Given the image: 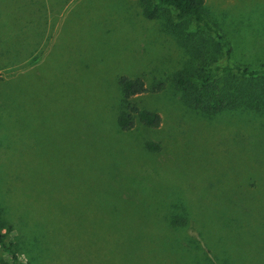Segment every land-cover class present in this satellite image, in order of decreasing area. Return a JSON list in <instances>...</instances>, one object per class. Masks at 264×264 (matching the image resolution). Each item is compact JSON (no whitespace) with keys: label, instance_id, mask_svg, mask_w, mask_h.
<instances>
[{"label":"rangeland","instance_id":"374dc122","mask_svg":"<svg viewBox=\"0 0 264 264\" xmlns=\"http://www.w3.org/2000/svg\"><path fill=\"white\" fill-rule=\"evenodd\" d=\"M206 11L211 28L219 29L231 47L227 66L238 63L256 67V61L264 57V46L257 41L264 32V0H206ZM165 22L164 16L144 15L140 0H0V47L24 50L26 57L25 61L0 68L2 81L13 77L6 84L0 81V176L6 179L0 200L16 218L30 207L46 241L53 244L59 238L54 247L50 246L58 259L42 264H207V233L200 235L199 226L194 224L180 234V243L174 244L161 216L147 204L148 200H142L150 199L141 191L148 189L130 182L134 200H112L107 187L95 182L93 171L109 153L99 145H86L84 128H77L76 116L90 119L91 105L101 109L107 106L112 96L120 93L115 80L121 74L141 76L147 85L166 82L163 93L137 97L136 101L160 111L163 123L158 132L163 141L172 139L169 144L175 149L184 146L185 139L176 136L180 130L192 152H197L198 144L204 147L201 163L208 156L203 168L200 160L157 166L144 159L137 142L128 138L123 145L127 163L124 172H132L127 177L144 179L146 185L153 176L166 177L173 185L182 179L192 205H202L203 216L209 220L204 206L218 201L219 192L211 202L214 196L202 192L201 174L211 171L218 176L223 170L225 181L218 182L217 189L232 184L226 191L233 194L229 196L233 199L236 189H250L247 176L237 172L254 163L260 171L250 179L256 181L253 187L259 193L246 192L245 196L264 199V153L260 151L264 134L254 130L256 126L250 127L252 123H239L228 115L212 121L198 120L176 105L174 100L180 93L170 86V79L189 55L176 41L177 36L166 29ZM194 25L190 22L189 28ZM238 29L247 31L240 33ZM30 51L37 59L26 64ZM2 60L17 59L7 56ZM21 66L24 71L14 75ZM10 99L18 100L25 109L19 111ZM180 123L188 128L186 134ZM98 129L106 132L108 127ZM167 129L171 133L175 130L176 135L166 138ZM240 130L257 136L246 145L249 149L244 154L232 146ZM174 152L173 157L181 154ZM227 159L234 166L224 170ZM14 169L38 178L27 189L23 177L12 175ZM103 177L101 174L99 182H104ZM8 188L15 189L8 193ZM197 189H202L198 195ZM188 237L195 238L199 245L202 242V249L189 248ZM235 242L237 246L243 243L239 239ZM261 248L264 255V244ZM223 249L232 261L240 259L237 253L228 254L225 244ZM0 264H9L6 256L0 258Z\"/></svg>","mask_w":264,"mask_h":264},{"label":"trees","instance_id":"16d2710c","mask_svg":"<svg viewBox=\"0 0 264 264\" xmlns=\"http://www.w3.org/2000/svg\"><path fill=\"white\" fill-rule=\"evenodd\" d=\"M140 2L144 15L148 17L164 16L166 29L175 34L176 41L188 51L187 61L170 79V86L180 93L179 98L174 100L176 105L181 107L184 113L198 120L202 118L212 121L228 115L237 118L239 123H252L253 125H249L250 127L256 126L254 130L264 134V57L256 61V67L238 63L227 66L231 56V47L224 40L226 37L224 35L223 38L219 29L211 28L207 18L206 0H157L156 2L140 0ZM190 22L195 23L192 30L189 28ZM238 31L244 33L247 29H238ZM257 41L264 46V32ZM23 51L7 46L6 48L0 47V58L10 56L17 59L10 60V62L2 60L0 68L2 66L8 68L20 61H25L26 57H24ZM28 55L26 64L37 59L34 51H30ZM24 67L21 66L14 72V75L24 71ZM12 78L3 81L0 78V81L6 84ZM115 83L120 93L112 96L113 99L107 106L101 109V107L91 105L90 119L76 116L77 128H84L87 137L86 145L91 148H97L99 145L106 153H109L93 171L94 174L96 173L95 182L102 183L107 187V193L110 194L112 200H134L133 190L128 186L130 182L142 189H148L147 192L141 191L150 199L142 200H148L147 204L161 216L165 228L174 238V244L180 243V234L188 232L194 224L199 226L200 235L207 233L206 244H204V256H206L207 264H264L261 248L264 244V199L258 197V199H251L245 196L246 192L259 193L253 187L256 181L250 179L254 173L260 171L258 166L248 163L243 167L242 172H237L238 175L242 173L243 176H247V185L250 189L249 191L245 190L246 188L236 189V196L233 199L229 198L233 194L226 191L233 186L232 184L217 189L218 182L225 181L223 170L218 176L211 171L205 175L201 174L204 177H200L199 180H204V189L203 191L197 189V195L201 191L210 194L212 197L214 196L212 202L215 193L219 192L218 201L204 206L212 220L203 216L202 205H192L193 202L190 201L192 196L189 195L188 198V195L185 194V189L182 188V179L176 180L180 184L173 185L166 177L153 176L149 178V185H146L144 179L127 177V174L132 172H124L127 163H125L126 156L123 145L128 138L137 142L144 159L157 166L159 164L167 166L171 161L183 165L189 160L190 162L200 160V166L203 168L208 156L207 158L205 156V161L201 163V159L206 153L204 147L198 144L197 152H192L190 147L186 146L188 138L183 136L180 130L176 131L178 133L176 135L175 130L171 133L170 129H167L169 133L165 137L171 139L174 133L177 137L185 139L184 146L178 145V149H175L172 144H169L172 143V139L171 142L163 141V137L158 132L163 123L160 111L145 104L141 105L136 101L137 97L151 96L158 92L163 93L167 85L166 82L158 80L147 85L141 76L121 74L116 78ZM3 101L6 105L10 101L19 111L25 109L16 99ZM79 106L78 101L77 113ZM181 124L183 123H180L179 126ZM105 125L108 127L107 131L100 132L98 127L103 128ZM182 127L186 134L188 128L182 125L181 129ZM256 138V134L240 130L234 136L232 146L237 152L244 154L246 149H249L246 145L251 144V141ZM229 147L228 150L231 149V146ZM174 150L181 154L173 157ZM260 151L264 153V144ZM229 165L234 166L227 159L226 165L223 166L224 170H228ZM14 171L16 173L11 171L12 175L15 178L23 177L21 181L27 189L38 178L37 175L32 177L31 174L19 172L16 169ZM101 174L104 176V182H99ZM5 182V177L3 178L1 175L0 193H3L1 186ZM241 183V181L238 182L239 185ZM14 189L8 188V193L13 192ZM117 206L113 205V208L120 210V207ZM36 220L31 216L30 207L19 212L16 218L9 206L0 200V258L3 255L6 256L9 264H39L40 262L42 264L48 259L52 262L51 258L58 259L50 246L54 247L53 244L56 245L59 238L53 244L46 241L43 229L39 227ZM210 224L214 226H211L209 231ZM215 230L218 232L213 233ZM223 230H226L228 235ZM226 237L228 238L226 239ZM237 239L240 243L243 241L242 245H236ZM211 240L215 241V244H212ZM186 241L189 248L202 249L200 240L201 245L195 241V238L188 237ZM223 244H225L228 254L239 255L240 259L235 257L232 261L224 252ZM234 246L237 247V250ZM232 247L233 249H231ZM211 252L215 258L210 255ZM21 254L24 255V258L21 257Z\"/></svg>","mask_w":264,"mask_h":264}]
</instances>
